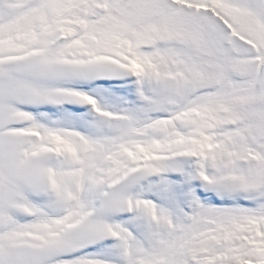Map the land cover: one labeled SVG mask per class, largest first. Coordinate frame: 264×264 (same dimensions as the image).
<instances>
[{"label":"snow or ice","instance_id":"obj_1","mask_svg":"<svg viewBox=\"0 0 264 264\" xmlns=\"http://www.w3.org/2000/svg\"><path fill=\"white\" fill-rule=\"evenodd\" d=\"M0 264H264V0H0Z\"/></svg>","mask_w":264,"mask_h":264}]
</instances>
